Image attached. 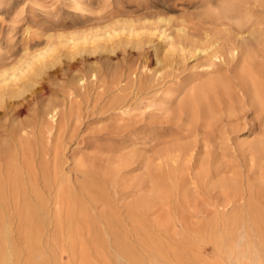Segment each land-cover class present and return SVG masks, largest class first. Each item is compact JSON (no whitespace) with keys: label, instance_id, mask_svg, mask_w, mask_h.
I'll return each mask as SVG.
<instances>
[{"label":"rangeland","instance_id":"obj_1","mask_svg":"<svg viewBox=\"0 0 264 264\" xmlns=\"http://www.w3.org/2000/svg\"><path fill=\"white\" fill-rule=\"evenodd\" d=\"M12 75L0 264H220L221 241L264 242V103L235 80L264 86V0H0V86ZM21 160L38 207L5 179Z\"/></svg>","mask_w":264,"mask_h":264},{"label":"bare ground","instance_id":"obj_2","mask_svg":"<svg viewBox=\"0 0 264 264\" xmlns=\"http://www.w3.org/2000/svg\"><path fill=\"white\" fill-rule=\"evenodd\" d=\"M159 35V37H164V35H165V32H162L161 33V36H160V34H158ZM159 37H157V38H159ZM124 38V37H123ZM159 40H160V38H159ZM163 41V40H162ZM165 41V40H164ZM169 45L168 46H170L172 49V53H176V54H181L180 52L182 51V49H181V47H177V48H175L176 46L174 45V43L173 42H169L168 43ZM170 47H168V49H170ZM85 48V47H84ZM83 48V49H84ZM214 48V46L212 45V46H209V47H195V53L196 54H198V55H200V54H202V55H206V54H209V53H212L213 52V49ZM89 49V48H88ZM85 50V49H84ZM170 50V51H171ZM184 51V50H183ZM186 52H187V50H185ZM237 52H239V51H237ZM185 53V52H184ZM189 53H190V51H189ZM231 53V52H230ZM229 53V54H230ZM216 54V53H215ZM214 54V55H215ZM213 55V56H214ZM37 57V56H36ZM43 57V56H42ZM234 57V56H233ZM236 57V56H235ZM234 57V58H235ZM35 58V57H34ZM44 58V57H43ZM224 60V59H223ZM156 63H159L158 61H156ZM22 66V65H21ZM148 66V65H147ZM25 67V66H24ZM16 68V67H15ZM26 68V67H25ZM29 68H31V67H29ZM242 68V67H241ZM245 69H249V68H245ZM23 70V69H22ZM26 69H24V71H25ZM5 71V70H4ZM23 71V72H24ZM27 72H29L28 71V69H27ZM24 74H25V72H24ZM6 75V74H5ZM15 75V74H14ZM14 75H12V77H10L9 79H3L1 82L2 83H4L3 85H2V87L0 86V89H2L3 91H6L7 89H9L11 86H10V84L11 83H13L16 79H15V77H14ZM246 76V78H244L243 77V79H236L235 78V80L236 81H238L239 82V85H240V91H241V94H242V97H243V99H246V100H249V103L248 104H250V106H253V107H257V106H261L262 107V105H263V103H264V86L263 85H261L258 81H256V79H250V77H248L247 75H245ZM95 77V76H94ZM237 77V76H236ZM136 78V77H135ZM233 78H234V76H233ZM28 80V79H27ZM227 79H223L222 77L221 78H217V79H215V80H210V81H208L207 83H203V84H201L200 86H199V89L198 90H204V91H210V89H212V88H214L215 86L216 87H221L222 89H224V90H227V89H229V86H230V83H228L227 81H226ZM233 80V79H232ZM17 81H19V80H17ZM17 81H15V83L17 82ZM230 81V80H229ZM14 83V84H15ZM14 84H12L13 85V87H14ZM18 84V83H17ZM23 83H21L20 85H22ZM23 86V85H22ZM237 86V85H236ZM18 88V87H17ZM16 88V89H17ZM21 88V87H20ZM20 88H19V90H20ZM238 88V87H237ZM13 89V88H12ZM16 89H15V91H16ZM2 92V91H1ZM10 92H11V90H10ZM197 92H199V91H196V89H193L192 91H188V92H186V94L188 95L187 97V99H188V101H193L194 100V98H195V96L197 95ZM4 93V92H3ZM219 96V95H218ZM217 96V97H218ZM30 97V96H29ZM232 99V98H231ZM230 99V100H231ZM236 100V99H235ZM226 102V101H225ZM228 102V101H227ZM215 103V102H214ZM229 103V102H228ZM227 103V104H228ZM247 103V102H246ZM20 105V104H19ZM202 105V104H201ZM192 106H193V104H192ZM191 106V107H192ZM234 106V105H233ZM238 106H240V105H238ZM244 106V105H243ZM207 107V106H206ZM236 107V106H235ZM247 107V106H246ZM264 107V106H263ZM24 108V107H23ZM22 108V109H23ZM237 108V107H236ZM240 108V107H239ZM243 108V107H242ZM248 108V107H247ZM249 108H252V107H249ZM249 108H248V110H249ZM258 108V107H257ZM192 109V108H191ZM244 109V108H243ZM183 110H185L184 109V107H183ZM230 111V110H229ZM242 112H243V110H241ZM250 111V110H249ZM196 112V111H195ZM197 112H198V109H197ZM196 112V113H197ZM210 113H212L211 111H209ZM195 114V113H194ZM213 114V113H212ZM229 114V113H228ZM235 114V113H234ZM59 115H60V111H59V108H58V106H54V107H52L48 112H47V116L49 117V119L50 120H52V121H57V119L59 118ZM210 115V114H209ZM214 115V114H213ZM212 115V117L211 118H214V116ZM236 115V114H235ZM69 116H70V114H69ZM231 116V115H230ZM44 117V116H43ZM56 118V119H55ZM55 119V120H54ZM66 119H67V117H66ZM215 119V118H214ZM211 121V120H210ZM215 121V120H214ZM68 122V121H67ZM66 124V123H65ZM210 124V123H209ZM208 124V125H209ZM53 125V124H52ZM210 129V128H209ZM25 131V127H22V126H20L19 128H18V130L16 131V133H15V137H14V143H15V145L17 146V147H20V146H22L21 145V134L23 133ZM24 140V139H23ZM25 140H27V139H25ZM28 142H29V140H28ZM38 143V142H37ZM12 144V143H11ZM24 145V144H23ZM26 145H27V143H26ZM28 145H29V143H28ZM38 145V144H37ZM59 145V144H58ZM57 145V146H58ZM30 146V145H29ZM39 146H40V143H39ZM24 147H25V145H24ZM32 147V146H31ZM59 148L60 147H57V149L59 150ZM25 149H26V147H25ZM38 149H39V147H38ZM37 149V150H38ZM40 150V149H39ZM39 150H38V152H39ZM22 151H24V150H22ZM21 151V152H22ZM18 153V152H17ZM23 153V152H22ZM56 153H57V150H56ZM24 154V153H23ZM26 154V153H25ZM31 156V155H30ZM26 157V156H25ZM28 157V156H27ZM29 158V157H28ZM28 158H27V160H28ZM30 159V158H29ZM29 161L30 160H28V163H29ZM32 161V160H31ZM33 162V161H32ZM35 164H37V162L35 163ZM38 165V164H37ZM42 166V165H41ZM43 167V166H42ZM54 171V170H53ZM41 168L39 167V165L35 168V167H33L32 165H27V164H25L24 163V161H18V162H15V163H13V164H11V166H9V168H8V171H7V173H6V176H5V179L10 183L11 182V184L13 185V187H12V185H11V188H12V190L14 191V189H16L17 190V194H21V195H31V197L28 199V198H24V200H22L21 202H20V204L21 205H23V206H26L27 208H28V206L30 207V206H37L38 207V204H39V201H40V198H41V188L43 189V187H41V185H40V182H38V180L40 179L41 180ZM38 177V178H37ZM0 178H1V176H0ZM42 178H43V176H42ZM38 179V180H37ZM39 180V181H40ZM43 180V179H42ZM42 182V181H41ZM42 184V183H41ZM5 185V184H4ZM1 186V185H0ZM14 188V189H13ZM0 189H1V187H0ZM5 190V189H4ZM3 193V192H2ZM6 193V192H5ZM13 193V192H12ZM3 195V194H2ZM20 195V196H21ZM15 197V196H14ZM3 198V197H2ZM22 198V199H23ZM16 204H17V202H16ZM20 205V206H21ZM26 207H24V209L26 208ZM22 208V207H21ZM26 208V209H27ZM35 208V207H34ZM33 215V214H32ZM31 216V215H30ZM6 233V232H5ZM7 234V233H6ZM2 236V235H1Z\"/></svg>","mask_w":264,"mask_h":264},{"label":"clouds","instance_id":"obj_3","mask_svg":"<svg viewBox=\"0 0 264 264\" xmlns=\"http://www.w3.org/2000/svg\"><path fill=\"white\" fill-rule=\"evenodd\" d=\"M220 264H264V242H258L247 233L234 241L219 244Z\"/></svg>","mask_w":264,"mask_h":264}]
</instances>
